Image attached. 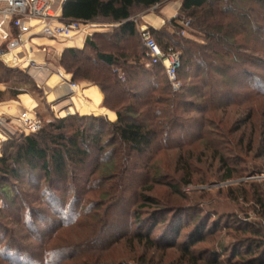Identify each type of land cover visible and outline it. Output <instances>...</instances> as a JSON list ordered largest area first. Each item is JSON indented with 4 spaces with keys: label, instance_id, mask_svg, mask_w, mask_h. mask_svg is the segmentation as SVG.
I'll use <instances>...</instances> for the list:
<instances>
[{
    "label": "rangeland",
    "instance_id": "obj_1",
    "mask_svg": "<svg viewBox=\"0 0 264 264\" xmlns=\"http://www.w3.org/2000/svg\"><path fill=\"white\" fill-rule=\"evenodd\" d=\"M52 1L54 5L57 0ZM235 2L238 4L236 14L225 17V22L237 21V15L245 16L241 22L245 25L246 35L238 37L245 40L237 39L241 60L236 66L224 70L222 77L227 78L224 82L221 77L213 75L220 82L216 91L230 92L232 99L216 95L215 101L222 104L220 109L186 114L184 118L190 123L175 128L169 142L152 146L143 157L131 155L128 158L127 150L117 144L107 147L102 155L92 149L84 174H76L79 188L83 185V178H89L88 189L82 194L75 195L70 191L73 182L69 181L66 193L65 190H62L64 193L51 191L45 196L44 189L48 187L45 181H38L40 173L22 184L14 183L0 214V264H16L8 260L9 245L40 258L47 248L45 262L56 256L54 261L59 264H237L239 261L232 258L233 252L243 254L241 245L246 243L248 247L249 240H252L245 229L255 228L264 235V211L255 205V198L258 193H264V188L260 186L262 180L252 176L264 174V156L258 150L261 133H264V97L248 88L256 77L255 80L261 79L263 84L260 93L264 90V41L256 42L253 34L256 27L260 29L258 32L264 33V7L255 0ZM179 5L181 0H164L158 6L135 13L132 19L136 21L138 35L141 28L151 30L144 24L145 16L161 17L165 9L173 13V18L165 21L159 30L173 33L170 21L174 19L178 25L187 22L186 19L178 21ZM92 24V30L79 35L87 38L111 33L117 25ZM190 28L188 25L180 32V37L202 45L198 33ZM95 42L103 51L115 52L106 43ZM138 42L142 48L140 36ZM129 45L133 47V43H127L128 48ZM83 47L84 44L78 49ZM176 52L180 58V51ZM87 53L92 55L89 49ZM228 56L234 59L231 54ZM250 58L254 63H249ZM56 62L47 60L44 63L55 73L59 60L58 66ZM189 72L193 77L195 71ZM52 74L42 79H49ZM25 76L27 83L11 79L7 84H0V92L9 95L16 90L32 98L37 105L35 113L43 126L66 116H76L78 120L104 117L110 122L103 115H83L65 110L70 112L67 115L59 111L55 103L51 108L47 100L48 90L39 84L41 79ZM178 82L180 91L176 92H185L188 83L179 78ZM73 83L94 86L89 82ZM142 84L145 85L143 89L148 88L144 81ZM3 99L8 101L7 97ZM190 102L196 100L190 99ZM89 123L95 126L91 135L102 128L101 143L110 138L109 130L100 122L81 120L77 124L86 129ZM219 156L224 160V166L219 163ZM225 168L233 171L228 181H223L228 174ZM95 169L97 173L93 175ZM100 176L105 178L101 182ZM29 180L32 185L28 184ZM35 184H40L38 191L32 189ZM24 200L33 213L26 211L19 215L20 201ZM37 238H43L42 246L35 240ZM79 246L89 249L79 252L76 248ZM66 250L78 251V254L74 255L75 258L70 254L66 256ZM17 256L22 264H46L30 260L27 254ZM247 258L249 255L242 260Z\"/></svg>",
    "mask_w": 264,
    "mask_h": 264
},
{
    "label": "trees",
    "instance_id": "obj_2",
    "mask_svg": "<svg viewBox=\"0 0 264 264\" xmlns=\"http://www.w3.org/2000/svg\"><path fill=\"white\" fill-rule=\"evenodd\" d=\"M235 1L237 0H181L178 21L186 19L189 28L191 27L190 29L197 32L202 39V45L180 37V32L184 29L174 19L170 21L173 33H167L164 30H150L153 39L165 53L169 50L180 51L177 77L180 80L185 79L189 86L185 87V92L182 90L183 93H177L171 90L160 66L145 68L147 58L143 47L141 48L140 42H138L137 25L132 19L138 11L151 9L162 4L164 0H65L61 7L63 22L117 24L111 33L87 37L81 50H64L59 59V66L71 76L72 82H89L101 91L104 97L102 105L116 114V121L108 122L104 117H82L78 120L76 116H66L57 120V124L50 122L44 125L36 134L22 135L18 139L2 142L0 150V214L3 213L2 210L7 204L6 201L9 199L12 188L14 189V183L22 184L25 180L31 179V176L33 178L37 173H40L41 175L37 174L38 181H45L48 187L45 188L46 190L44 189L45 196L49 195L51 191L64 193L62 190H65L66 193L69 189L67 184L69 181L73 182L70 191L74 194H82V191L88 189L89 178H83V185L79 188L76 174H84V168L92 149L102 155L107 147L117 144L127 150L128 158L131 155L143 157L152 146L169 142L175 130L180 129L178 127H185L187 122L190 123V120L184 118L187 116L186 114L193 111L200 114L205 109H220L222 104L215 101L216 95L218 98L232 99L230 92L216 91L220 82L213 75L221 77L224 82V79H227L222 77L225 73L224 70L236 66V62L240 63L241 60L238 43L245 39L239 40L238 37L242 34L246 35L245 25L241 22L245 16L237 15L238 24L235 19L233 22H225L229 15L236 14L235 8L238 4ZM255 2L264 7V0H255ZM249 10L247 8V11ZM255 30L257 31L255 32ZM253 31L255 41L263 42L264 33L258 32L260 31L258 27ZM199 36L195 37L199 38ZM175 37L178 40H175ZM96 40L106 43L115 52L103 51L96 44ZM127 43H133V47L129 45L131 49L128 48ZM218 45L221 46L220 49H218ZM88 49L92 55L87 53ZM228 54H231L234 59H230ZM228 61L230 62L228 63ZM249 63H254V60L250 58ZM190 70L195 71L193 77L190 76L192 73L189 72ZM243 73L251 77L246 72ZM161 74L164 77L160 76ZM11 79L16 81L18 79L17 82H28L23 72L7 69L0 64V84H7ZM255 79L251 80L253 83L248 88L254 94L264 97V90L261 93L259 91L260 86L263 85L261 79L258 81ZM143 81L148 88L143 89L145 86L142 84ZM195 82L197 84H194ZM23 93L13 90L9 96L2 91L0 92V103L7 102L3 99L4 97H7L8 101H13ZM39 94L41 95V92ZM190 99H195L196 102H190ZM81 120L100 122L103 127L109 130L110 138L101 143L102 128L91 135L95 126L93 123H89L88 128L85 129L77 124ZM252 126L257 128V125L252 124ZM260 139L258 150L261 152L260 155L264 156V133H261ZM92 161L94 162V159ZM218 161L224 166L221 156ZM227 171L228 174L223 181L230 180L233 174V171ZM96 173L97 169L93 170V175ZM263 175L256 173L252 176ZM100 177V182L105 179L103 176ZM30 183L29 180L28 184L32 185ZM260 183V186L264 188V180ZM39 185L35 184L32 189L35 188L38 191ZM59 186L61 187L57 188ZM255 205L264 211L263 192L258 193ZM29 208V203L26 200L20 201L19 215L26 211L33 213L34 211ZM245 230L250 234L252 240L249 238L246 240L250 241L248 247L243 242L245 244H242L241 247H244V253L233 252L232 258L239 261L237 264H264L263 233L255 228ZM50 238L52 239V236ZM35 240L42 246L43 238ZM76 248L78 251L85 252L89 249L85 246ZM78 251L66 250L65 255L70 254L69 256L74 257ZM21 254H27L30 260L32 258L35 262L57 263L54 261L56 256L45 262L48 259L47 248L42 252L40 258L36 254L31 256L26 251H20L9 245L8 260L22 264V260L17 256ZM13 255L16 257L14 258ZM56 255L58 254L56 253ZM248 255L249 258L246 261L242 260Z\"/></svg>",
    "mask_w": 264,
    "mask_h": 264
},
{
    "label": "built area",
    "instance_id": "obj_3",
    "mask_svg": "<svg viewBox=\"0 0 264 264\" xmlns=\"http://www.w3.org/2000/svg\"><path fill=\"white\" fill-rule=\"evenodd\" d=\"M64 1H60L61 6ZM52 6V0H0V64L7 69L28 74L34 80L41 79V85H44L43 79L53 72L45 63L31 59L33 41L37 38L68 40L94 27L92 23L63 22L61 17L51 14ZM133 22L136 24L135 20ZM188 25V22L180 24L184 30ZM139 36L147 58L145 68L160 66L171 90L178 91V53L171 50L165 53L146 28L139 30ZM76 87L75 83H69L70 90ZM42 127V121L33 111L23 109L14 117L0 114V136L3 142L22 135L36 134ZM254 178L264 180V176Z\"/></svg>",
    "mask_w": 264,
    "mask_h": 264
},
{
    "label": "crops",
    "instance_id": "obj_4",
    "mask_svg": "<svg viewBox=\"0 0 264 264\" xmlns=\"http://www.w3.org/2000/svg\"><path fill=\"white\" fill-rule=\"evenodd\" d=\"M61 0H57L51 8V14L61 17ZM180 6V5H179ZM173 13L168 10H162L161 17H154L147 15L143 19L146 21L144 24L150 29L159 30L164 25L165 21L171 20ZM86 34V33H85ZM86 37L76 35L68 40H49L45 38H37L33 41V51L31 59L38 63L45 61L59 60L61 53L66 49H78L84 42ZM49 50H53L49 51ZM56 62V63H57ZM58 66V63L57 65ZM44 87L47 91V100L51 108L54 104L59 111L69 114L70 112H80L83 115H103L107 117L110 122L116 121V114L103 107V94L96 86L76 84L75 90H70L69 83L71 81L70 75L62 71L58 66L55 67V73L49 79L44 80ZM18 100L7 101L0 103V114L6 116H16L19 111L23 109L35 112L36 103L27 95H20ZM60 107V108H59ZM65 110L70 112H65ZM3 142L0 136V144Z\"/></svg>",
    "mask_w": 264,
    "mask_h": 264
}]
</instances>
